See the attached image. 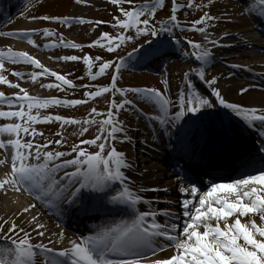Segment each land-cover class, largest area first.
<instances>
[{
    "label": "snow or ice",
    "instance_id": "snow-or-ice-1",
    "mask_svg": "<svg viewBox=\"0 0 264 264\" xmlns=\"http://www.w3.org/2000/svg\"><path fill=\"white\" fill-rule=\"evenodd\" d=\"M75 2L79 4L81 0ZM110 3L119 11V15L113 16L112 21L108 22L116 30V35L104 32L88 47L116 53L129 42L135 44L138 37L145 39L118 61L102 60L100 56L82 57L90 81H96L113 69L109 85L95 86L96 90L85 92L83 99H41L29 95L26 89L0 74V84L19 89L14 96L0 93V103L17 108L14 111L0 110V118L18 121L0 126V136L6 134L9 137L6 142L0 139V149H12L10 171L0 178V191L5 194L9 190L28 192L37 201H45L48 207L56 208L61 216L65 210H74L88 217L90 213L102 209L113 211L117 206H123L120 210L126 212L128 218L98 225L89 235L71 239L68 246L60 248H56L57 242L51 239L44 243L45 231L41 229H45V225L37 223V216H31L21 221V224H17L14 219L3 220L0 224V233H3L0 235V264H264V109L226 101L216 87L217 79H206L205 68L213 59L212 51L192 40L186 41L191 51H181V56L186 62H198L199 66L184 73V86L175 99L166 94L169 84L167 79L162 81L163 91L117 86L121 70L128 66L129 61L152 63L174 54L182 44L176 36V29L199 32L208 39L207 26L219 18L211 15L210 11H203V15L192 21L188 28H181L178 12L185 5L171 0L169 17L159 21L157 27L152 21L157 10L167 6L165 0H152L151 4L141 5H135L133 0H110ZM126 3L128 8L124 7ZM214 3L215 0H208L207 4L194 5L193 0H188L187 7L204 10L210 9ZM239 15L242 18L254 16L264 20V0H244ZM33 19L69 27L74 23H94L97 26L103 23L49 15ZM131 30H134V35H127ZM34 31L0 32V36H19L35 46L32 39ZM43 36L53 37L56 33L45 28ZM165 36L167 40L161 38ZM58 40L59 43H49L45 47H83L66 41L63 36H59ZM210 43L213 46L219 44L217 40H211ZM59 59L78 61L81 58L71 55ZM5 61L41 69L40 72L28 74L33 83L40 76L55 78V83L42 87L61 91L75 87L66 76L50 71L26 52L14 51L11 47L6 51L0 50V70L4 69ZM96 61H100L99 68L93 72ZM12 75L20 78L24 73L17 71ZM196 79L203 82L210 92L198 90L194 82ZM84 87L90 89L93 85ZM240 91L243 94L248 89L241 88ZM106 93L113 96L106 113L92 108L84 119L40 115L41 110L50 107L85 105L89 100L103 97ZM129 93L140 97L153 108L156 114L145 116L152 124L153 143L160 142L165 148H170L176 160L174 173L181 181L178 190L183 197L174 205L180 209L179 212L154 208L153 204L158 201L145 199L139 194L160 189L142 187L139 191H133L130 187L126 171L132 168V164L125 153L118 151L115 146L118 140L120 143L129 142L126 129L118 119L126 106L129 109L136 108L127 99ZM117 94L124 97L120 103L114 99ZM217 106L228 110L226 115L230 112L239 118L247 129H257L258 136L262 138L258 147L245 154L239 169L234 170L237 175L227 181L212 175L222 165L213 163L214 157L208 145L218 142L223 146L229 142V130L223 126L213 130L203 124V118L212 115L209 110ZM34 110L36 114H33ZM96 117L105 118L98 120ZM228 118L231 119V116ZM54 122L59 123L62 130L65 126H79L80 136L88 133L94 125L98 131L93 139H81L78 144H72L70 151L48 150L52 144L65 146L62 131L56 133L61 136L59 140L45 139L43 143H37L35 138L43 137V133L37 132L35 125ZM121 133L124 134L123 139L118 136ZM84 145L97 150L89 152ZM181 161H185V165L182 166ZM4 162L0 160V164ZM60 171L64 175L57 180L55 177ZM206 176L209 177L207 181ZM141 205L147 206V210L141 211ZM35 207V204L24 207L20 215L29 213ZM159 217H164L163 223ZM5 224L10 225L7 232H3ZM33 233L40 239H34ZM57 235L59 242L63 243L64 233ZM168 249L174 250L170 256L153 258Z\"/></svg>",
    "mask_w": 264,
    "mask_h": 264
},
{
    "label": "rangeland",
    "instance_id": "rangeland-1",
    "mask_svg": "<svg viewBox=\"0 0 264 264\" xmlns=\"http://www.w3.org/2000/svg\"><path fill=\"white\" fill-rule=\"evenodd\" d=\"M83 2H89V5H80ZM81 0V3H76L75 0H15V15H23L25 13L29 14L30 17H40L44 15L49 16H62V17H69V15H73V8L74 7H82L87 12H75V14H82L84 15L87 20L91 21H101L99 26L96 24H82L81 27L85 28V33L80 37L73 36L72 29L74 25L71 27L67 25H60L58 23L50 22V21H32L26 22L30 25L37 26L36 29H43L48 28L56 33V36L47 37L52 43H59L58 37L63 36L66 41H70L71 38H74L78 41L77 44L83 45L81 49H71V48H64V47H56V48H49L44 51V54L47 56L53 55L55 52L60 51L62 54L67 56L75 55L80 57L81 59L78 61H69L62 69H58L57 73L60 75H64L67 79L71 80L72 83L75 85L74 88H65V90H57L52 89L49 92V96L46 98H58V99H83L85 92L91 90L95 91V86H106L110 84V77L112 75L113 69H109L108 73L98 78L96 81H90L86 76V66L83 64L82 57L88 55L90 57L95 58L96 56H100L102 60H114L118 61L120 57H126L127 52L131 51L133 46H138L139 44L143 43V37L136 38L135 44L129 42L127 46H124L121 50H118L116 53H108L104 49L100 48H90L88 47L93 41L98 39L100 35L104 32H107L111 35H116V30L110 27L109 23L112 21L113 16L119 15V11L116 6L110 3V0ZM178 3L185 5L179 12H178V20L180 21L181 28H188L192 21L198 19L201 15H203V11H210L211 15L218 17L216 21L212 23V25L207 26L208 32L207 36L208 39L204 38V34L199 32H192V31H181V29H176V36L179 38L182 43L187 46V49H183V51H191L189 50V46L186 44V41L192 40L193 42L201 43L203 47H207L213 53V59L211 60L209 66H216L218 68L217 72H214L213 69L207 70L209 74H213L212 76L215 77L218 81L217 85L221 84L225 79L228 78L230 73L227 72V67H235V68H244L248 69V63L240 57V53L234 52H224L222 49L213 50L212 44L210 43L211 38H216L226 31H232V33H243V32H252L254 35H258L257 30L255 29L257 26L251 24L252 21L261 22V19H258L254 16H245L241 17L239 12L244 5V0H215V3L211 6L210 9L200 10L197 7L188 8L187 3L188 0H177ZM208 0H193L194 5L200 4H207ZM135 5L141 4H151L152 0H133ZM165 4L167 5L163 9H158L157 14L152 21L157 27H159V21L163 19H167L170 15L171 10V0H165ZM125 8H128L129 5L126 3L124 4ZM14 15V16H15ZM14 16L12 18H14ZM81 17V15H79ZM143 19V17H142ZM230 20V22H228ZM90 30L91 32H89ZM127 35H134V30L128 31ZM165 39L168 37H161ZM46 40L42 43H38L40 45V50L42 47H45ZM166 40V39H165ZM23 44V52L28 53L29 55L35 56L36 52L40 50H34L31 45H28L26 42H21ZM236 42H231L227 45L230 47L231 45H235ZM182 45V44H181ZM211 46V47H210ZM37 47V45H36ZM163 61V62H161ZM184 61V62H182ZM100 61H96V66L93 68V72L98 71ZM163 64L160 67V64ZM9 64L8 67H4L3 70H0V74L4 75L8 81L11 83H16L18 77L12 75L15 71V66L17 64H12L5 62V65ZM20 64V63H19ZM191 62L188 60L186 62L185 58L181 56L180 47L174 52V54L167 56L166 58H162L160 61L152 62V63H135L134 60L128 62V66L121 70V77L118 81L117 86L121 88H154L163 91L164 85L162 81L167 79L168 84V92L166 93L169 95L170 98L175 99L178 94V88L180 83L183 81V76L185 72H188L190 68L198 67L199 64H193L190 66ZM28 67L35 71V67L32 65H27ZM264 67V66H262ZM19 70L22 68L19 67ZM222 69V70H220ZM225 69V70H224ZM255 70H261V67L251 68ZM40 72V71H37ZM211 76V77H212ZM42 82H49L55 83V78H49L46 76H40ZM198 83H200V87L202 92L210 91L207 89L206 85L203 82H200L196 79ZM84 85H93V87L85 88ZM184 84L182 85L183 88ZM11 90H16L14 88L9 87L6 84H0V92L5 93L11 92ZM199 90V89H198ZM200 90V91H201ZM17 91V90H16ZM44 98V99H46ZM113 96L111 93H106L103 97H98L95 100H89L87 104L76 106L73 108H65V107H50L46 110H41L40 115H60L67 118H76V119H84L88 117V114L92 108H96L98 112L106 113L108 111V107L110 102L112 101ZM117 103H120L124 97H121L117 94L114 97ZM127 99L131 100L133 104L136 105L135 109H129L127 106L125 110H122L118 116V119L123 123L126 132L128 141L126 143H120L119 140L116 142V148L118 151H122L125 153L126 158L130 161V154L127 153V146H130L129 149H133V144L135 143V134L138 132V135L141 136H148L151 134L152 124L145 119L144 112H147L149 116H151V112H153V108L146 103L140 97L129 93ZM0 110L2 111H10L11 108L7 104L0 103ZM155 113V112H154ZM35 113V110L33 112ZM98 120L103 119L105 117H96ZM10 122H18L15 119L13 120H6L0 118V126L5 123ZM150 125V126H149ZM36 131L43 133V137L37 136L35 138V142L43 143L45 139L48 140H59L61 136L56 135L57 132L62 131L64 145L63 147L57 146L55 144L50 145L48 150H60V151H70L72 144H78L81 139H93L97 134L98 127L92 126L89 129V132L84 134L83 136L79 135V126L72 125V126H65L63 130L59 123H51V124H38L35 125ZM120 139L124 138V134L121 133L119 135ZM25 139H32L31 137H25ZM83 147L87 148L89 152H94L97 149L93 147H89L84 145ZM140 161V160H139ZM72 169H69L71 171ZM131 173H137V169L132 168L130 169ZM64 172L60 171L56 175V179L59 180L60 177H63ZM2 203V197L0 199V205ZM47 205V204H46ZM43 218L52 217L51 214H48L44 211L41 212ZM44 215V216H43ZM3 220H6L3 216V213L0 212V224L3 223ZM54 222V221H53ZM48 225H54L48 223ZM10 225L5 224L3 227V232H7L8 227ZM3 235V233H0ZM2 243V241H0Z\"/></svg>",
    "mask_w": 264,
    "mask_h": 264
},
{
    "label": "bare ground",
    "instance_id": "bare-ground-1",
    "mask_svg": "<svg viewBox=\"0 0 264 264\" xmlns=\"http://www.w3.org/2000/svg\"><path fill=\"white\" fill-rule=\"evenodd\" d=\"M87 1V0H86ZM83 2V0H82ZM80 5H89V2H83ZM6 12H2L3 10ZM15 1L14 0H0V32L3 33H18L20 31H30L38 28L37 26L30 25L26 23L27 21L33 20V17H30L29 14L25 13L23 15H15ZM8 12V13H7ZM75 12H87L82 7H74L73 15H69V18H82L87 20L84 15L81 17ZM15 15V16H14ZM14 16V18H12ZM74 28L72 29L73 36L75 38L80 37L85 33V28L81 27V24L74 23ZM91 32L90 30H88ZM48 39V38H47ZM24 38L19 36H0V50H7L11 47L14 51H22ZM211 40H217L219 42L218 46H212L213 50L222 49L224 52H234L240 53V57L244 59L248 64L249 68H235L231 70V74L228 75V78L225 79L221 84L217 86L220 89L222 96L228 102L237 103L244 107H254L257 109H264V71H254L251 68H257L264 66V45L258 44L255 42L254 34L252 32H243V33H232V31H226L221 33L219 37L211 38ZM231 40L236 42L235 45H231L228 47ZM16 41V42H14ZM71 42L78 43L77 40L71 38ZM52 43L49 40H46V45ZM211 47V46H210ZM33 51L37 50V48L33 47ZM49 48L42 47L38 53L36 52L35 56L31 55L33 58L38 60L45 68L50 71L57 72L58 69H62L69 61H64L59 59L62 56H67L62 54L60 51L55 52L50 57L44 54ZM8 62V61H5ZM10 63V62H8ZM9 64L4 65V67H8ZM22 69L19 70L18 68ZM15 71L22 72L24 75L16 80V83L20 85V87L27 90L29 95L39 97L44 99L48 97L49 92L52 89H48L42 87L41 85L48 84L49 82H42L41 78L38 77L37 82L33 83L29 73L33 72V70L27 65L20 63L14 67ZM35 71H42L41 69L35 68ZM49 77V76H46ZM54 78V77H49ZM195 82V81H194ZM197 84L199 90H201L200 85ZM241 88H247L248 91L246 93L241 94ZM17 90V91H16ZM11 90L8 92L6 96H14L18 93L19 89ZM202 91V90H201ZM204 92V91H203ZM206 92V91H205ZM215 102V98H212ZM17 110L15 107H11L10 111ZM212 115L205 116L203 118V124L208 126L210 129L214 128L215 125L218 126H232L233 123L240 124L243 127L244 131L239 135L242 137L233 138L229 140V142L225 143L223 146L219 145L212 150V154L214 157L213 163L217 165H222L217 173H227L233 171L234 166H231L232 163H229L227 157L223 156L232 153H236L238 155L245 154L248 151L249 144H252V141H260L262 139L257 134V129H247L245 125L239 120V118L235 117L230 112L226 115L228 110H225L219 106L217 108L209 110ZM231 116V119L228 117ZM246 138L245 142L241 145L242 138ZM0 139H3L5 142L9 137L5 134L0 136ZM259 145L252 144L249 148L254 149V147H258ZM133 149H129L130 146H127V153L130 154V163L133 164V168L137 169V173H131L130 170L126 171V175L130 178V187L133 191H139L140 188H157L160 191L157 192H141L140 195L144 196L145 199H150L153 201H158V203H154L153 207L160 210L161 205L166 202H171L172 207L169 208L173 212H179L180 209L176 208L174 205L177 204L181 199L175 198L174 203H172L168 196L174 197V194L179 193L178 185L180 184V180H176L172 176V174L165 170L164 161L168 159V151L170 148H165L164 144L160 142L153 143L152 134L148 136L138 135V132L135 134V143L133 144ZM244 148V149H242ZM216 149V150H215ZM242 152H241V151ZM247 150V151H246ZM230 152V153H229ZM11 153L12 149L9 147L7 150L0 149V160H4L3 164H0V178H3L6 173L10 171L11 166ZM245 154H243L240 158L241 161L245 158ZM141 158V159H140ZM141 160V161H139ZM173 173V172H172ZM174 174V173H173ZM167 189V191H164ZM181 194V193H179ZM2 197V203L0 205V212L3 213V216L6 220H15L17 224H21V221L26 219H30L31 216H37V223L45 225V229H41L45 231V237L43 238L44 243H48L49 239L52 241H56V248H60L63 246H68V241L73 239L71 236L72 233L70 231L63 229L64 233V241L63 243L59 242L58 233L60 231L53 227L52 225H48L51 223V220H46L42 217L41 212L45 211V205L42 201H37L33 195H30L28 192L21 191L20 193L14 191H7L5 194L4 191H0V199ZM30 204H35L36 207L31 209L29 213H24L20 215L22 209L27 207ZM143 210H147V206L142 207ZM120 214H123L120 211ZM125 215V213L123 214ZM163 218L159 217L158 219ZM34 226V225H33ZM31 231V229H29ZM91 232L86 233L85 235H89ZM33 238L38 240L40 238L36 237L35 233H33ZM53 246V245H49ZM173 249H168L167 251H162L158 253L156 257L153 258H166L173 253Z\"/></svg>",
    "mask_w": 264,
    "mask_h": 264
}]
</instances>
